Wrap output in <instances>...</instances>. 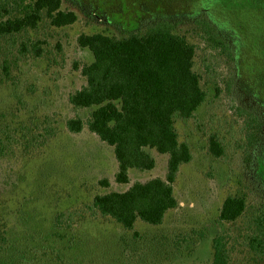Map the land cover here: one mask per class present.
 Listing matches in <instances>:
<instances>
[{
  "label": "rangeland",
  "instance_id": "obj_1",
  "mask_svg": "<svg viewBox=\"0 0 264 264\" xmlns=\"http://www.w3.org/2000/svg\"><path fill=\"white\" fill-rule=\"evenodd\" d=\"M219 2L63 0V10L78 15L74 25L58 29L45 19L37 30L0 37V225L9 233L0 264H213L214 240L224 233L233 237L231 264H255L244 258L246 236L264 210V12L249 0L231 8ZM160 21L197 46L195 71L207 100L193 118L175 119L180 141L193 153L175 184L179 207L161 226L138 220L129 231L94 211V198L165 178L169 157L150 151L156 167L132 170L130 184L120 185L114 149L87 127L80 134L68 130L69 120L87 122L90 115L70 103L87 84L77 67L93 61L78 38H124ZM205 21L228 52L207 42ZM213 137L221 157L211 152ZM104 179L109 187L100 185ZM229 196L248 203L235 223L219 218Z\"/></svg>",
  "mask_w": 264,
  "mask_h": 264
},
{
  "label": "trees",
  "instance_id": "obj_2",
  "mask_svg": "<svg viewBox=\"0 0 264 264\" xmlns=\"http://www.w3.org/2000/svg\"><path fill=\"white\" fill-rule=\"evenodd\" d=\"M12 1L0 4V37L37 30L45 19L58 29L78 21L75 12L63 10V0ZM249 1L264 12V0ZM243 3L244 0H220L218 4L231 8L243 7ZM205 27L211 47L228 52L229 44L216 33V28L206 21ZM78 44L92 53L93 61L77 67L87 84L70 96V103L75 109L90 110V115L87 122L81 118L69 120L68 130L80 134L87 127L114 149L118 163L115 182L120 185L130 184L132 170L150 172L156 167L150 151L169 157L165 178L136 182L124 192L97 195L92 209L129 231L135 230L138 220L161 226L167 214L179 207L175 184L181 167L193 160L190 146L180 141L175 119L193 118L207 100L202 77L195 71L197 46L178 34L169 21H160L145 33H132L124 38L83 34ZM33 51L41 57L38 46ZM20 52L25 54L27 50L22 48ZM2 152L12 151L2 147ZM211 152L217 157L224 154L215 137L211 139ZM100 185L110 184L104 179ZM247 207L246 197L229 196L219 218L225 223H235ZM253 221V233L246 236L250 252L243 258L258 264L257 260L264 258V210ZM5 227L0 225V252L9 245ZM230 240L233 237L226 233L215 238L213 264H231Z\"/></svg>",
  "mask_w": 264,
  "mask_h": 264
}]
</instances>
